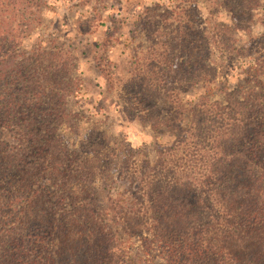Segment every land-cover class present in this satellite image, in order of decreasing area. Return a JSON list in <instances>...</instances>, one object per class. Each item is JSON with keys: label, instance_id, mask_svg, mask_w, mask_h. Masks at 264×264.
I'll return each instance as SVG.
<instances>
[{"label": "trees", "instance_id": "16d2710c", "mask_svg": "<svg viewBox=\"0 0 264 264\" xmlns=\"http://www.w3.org/2000/svg\"><path fill=\"white\" fill-rule=\"evenodd\" d=\"M224 1L233 21L210 40L189 5L170 31L140 17L130 77L109 74L125 116L170 137L150 155L98 125L66 143L75 56L21 49L43 0H0V264H264V0ZM215 47L242 64L233 86L215 84Z\"/></svg>", "mask_w": 264, "mask_h": 264}, {"label": "rangeland", "instance_id": "374dc122", "mask_svg": "<svg viewBox=\"0 0 264 264\" xmlns=\"http://www.w3.org/2000/svg\"><path fill=\"white\" fill-rule=\"evenodd\" d=\"M178 5H189L196 27L205 38L208 36V40L215 24H230L233 21L232 3L222 0H43L34 9L38 10V19H34L32 30L24 37L20 48L29 50L34 44L46 46L56 41L68 46L75 56L73 75L77 79L76 89L67 97L66 107L75 115L72 121L76 125L71 129L63 125L60 129L69 146L77 148L79 140L91 125L104 128L112 141L134 149L144 147L150 155L155 142L170 140L168 134L155 135L145 123L129 120L122 111L114 85L111 88L108 79L110 72L114 78L130 77L131 47L143 38V32L138 36L140 23L147 19L149 23H156L163 30L170 31L177 23L178 10L173 11ZM149 7L156 10L145 11ZM32 15L35 17V14ZM259 16L254 17L253 35L264 33V22L258 20ZM235 35L240 43L248 41L242 32ZM213 51L212 57L221 65L215 82L217 88L225 84L233 86L242 77L241 62L234 61L227 67L222 63L218 48ZM102 58L111 63L108 69ZM222 69L225 70L222 72ZM203 91V87L197 86L190 89L185 97L193 100ZM0 134L10 143L14 141L6 130ZM104 182L107 184L108 180ZM106 191L107 187H103L102 193ZM118 236L125 238L122 233ZM136 245L135 238L127 242L130 253Z\"/></svg>", "mask_w": 264, "mask_h": 264}, {"label": "crops", "instance_id": "0c3cea01", "mask_svg": "<svg viewBox=\"0 0 264 264\" xmlns=\"http://www.w3.org/2000/svg\"><path fill=\"white\" fill-rule=\"evenodd\" d=\"M132 49V48H131ZM132 56V55H131Z\"/></svg>", "mask_w": 264, "mask_h": 264}]
</instances>
